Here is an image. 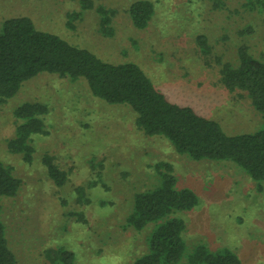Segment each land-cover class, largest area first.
<instances>
[{
	"label": "rangeland",
	"instance_id": "obj_1",
	"mask_svg": "<svg viewBox=\"0 0 264 264\" xmlns=\"http://www.w3.org/2000/svg\"><path fill=\"white\" fill-rule=\"evenodd\" d=\"M137 0H0V26L27 17L35 28L100 60L137 65L165 98L216 122L228 136L251 134L264 125L246 92L228 90L220 65L234 64L245 46L264 60V0H147L153 16L143 30L127 14ZM87 5H90L87 7ZM109 16L112 34L100 26L97 9ZM203 35L209 53L196 38ZM46 105L45 134L34 136L31 164L7 150L22 103ZM126 106L91 96L83 79L40 73L0 103V163L21 180L15 196L0 199V220L15 264H48L45 252L65 249L74 264H132L146 252L150 228L125 225L133 198L157 184L159 163L171 167L179 188L198 196L192 210L176 214L185 225L189 253L197 245L227 248L241 264H264V183L257 186L230 162L194 161L161 137H148ZM49 156L66 174L58 188L41 165ZM101 165L100 181L89 188V161Z\"/></svg>",
	"mask_w": 264,
	"mask_h": 264
},
{
	"label": "trees",
	"instance_id": "obj_2",
	"mask_svg": "<svg viewBox=\"0 0 264 264\" xmlns=\"http://www.w3.org/2000/svg\"><path fill=\"white\" fill-rule=\"evenodd\" d=\"M218 9L225 0H208ZM249 1V0H248ZM264 4V3H262ZM90 5H87L89 7ZM100 26L106 36L112 34L106 11L97 9ZM153 5L147 0L132 2L127 14L137 30L146 28L153 16ZM198 50L209 53L206 38H196ZM40 73L54 74L71 81L83 79L92 97L109 105L128 107L135 114V124L148 137L167 140L176 153L191 160L230 162L260 186L264 183V126L251 134L228 136L220 126L190 107L170 103L150 79L135 64H111L91 52L69 45L59 37L39 31L27 17L5 20L0 26V103L11 99L21 85ZM221 82L228 90L246 92L253 109L264 125V60L254 59L245 46L237 49L234 64L220 65ZM46 105L22 103L13 110L18 125L14 137L7 142V150L19 155L24 164H31L34 136L45 134ZM41 165L48 179L58 188L66 182V174L49 156ZM89 188L100 181L101 165L89 161ZM157 184L137 193L125 225L134 231L150 228L146 237V252L132 264H241L227 248L215 251L197 245L187 252L183 239L184 222L176 214L188 212L198 204V196L191 189L179 188L171 167L159 163ZM21 180L11 174L9 167L0 163V199L13 197ZM1 213V205H0ZM48 264H74V256L65 249L45 252ZM0 264H15L0 220Z\"/></svg>",
	"mask_w": 264,
	"mask_h": 264
}]
</instances>
